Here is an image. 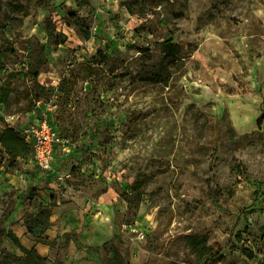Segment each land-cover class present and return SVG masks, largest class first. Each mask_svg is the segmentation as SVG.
I'll return each mask as SVG.
<instances>
[{
  "label": "rangeland",
  "instance_id": "obj_1",
  "mask_svg": "<svg viewBox=\"0 0 264 264\" xmlns=\"http://www.w3.org/2000/svg\"><path fill=\"white\" fill-rule=\"evenodd\" d=\"M165 40L182 61L145 82ZM0 95V130L59 137L52 169L1 168L0 254L48 206L97 264H264V0H0Z\"/></svg>",
  "mask_w": 264,
  "mask_h": 264
},
{
  "label": "trees",
  "instance_id": "obj_2",
  "mask_svg": "<svg viewBox=\"0 0 264 264\" xmlns=\"http://www.w3.org/2000/svg\"><path fill=\"white\" fill-rule=\"evenodd\" d=\"M184 46L179 43H174L170 40H165L161 43V53L163 55L162 60L152 72L139 73L142 80L148 83H156L163 80L164 84H167L169 76L168 69L170 64L178 65L182 60L181 51ZM144 72V73H143ZM7 95H0V103L6 102ZM0 145L4 151V154L8 158V162H5L4 156H0V172L2 167H6L7 170L14 171L15 163L19 159H26L30 154V147L24 140L21 132L13 127H4L0 130ZM141 192L134 187L132 192L126 195V202L129 208L137 207L140 202ZM50 208L48 206H40L36 216L33 218V222L27 225L29 234L36 240H40L49 226ZM7 237L20 248L23 253L22 257H16L11 259L6 254H0V264H45L46 257L40 256L34 248L27 249L21 245L19 239L8 231ZM109 264H128L124 261L121 254L117 250H113V256Z\"/></svg>",
  "mask_w": 264,
  "mask_h": 264
},
{
  "label": "crops",
  "instance_id": "obj_3",
  "mask_svg": "<svg viewBox=\"0 0 264 264\" xmlns=\"http://www.w3.org/2000/svg\"><path fill=\"white\" fill-rule=\"evenodd\" d=\"M11 177L13 178V180L19 179L18 177L9 173H0V193H3L7 189H10L9 182L11 180ZM20 206L22 205L20 204L19 207ZM50 216H52L49 217L50 222L57 220L56 216ZM7 220V228L11 229L10 231L13 232V234L19 239L21 245L27 249L34 248L40 256L46 257V264H59L60 260H64V264H97L98 253L90 250L89 247L85 245L84 241H82L80 245L74 243L72 240H70L68 246L67 244H65V242H62L56 247H53L51 245V240L53 241L54 238L68 232L65 228L64 218H58V220H60V223L51 225V227L47 229V231L44 233L45 235H43L40 240L34 239L27 233L26 228L21 225L19 216L16 215L15 211H12L7 215ZM65 251L68 254L65 253ZM12 252L17 256L23 255L22 251H20V248L17 247L14 248ZM75 252H79L80 256H78L77 258L74 257L73 259L72 255Z\"/></svg>",
  "mask_w": 264,
  "mask_h": 264
},
{
  "label": "built area",
  "instance_id": "obj_4",
  "mask_svg": "<svg viewBox=\"0 0 264 264\" xmlns=\"http://www.w3.org/2000/svg\"><path fill=\"white\" fill-rule=\"evenodd\" d=\"M19 131L31 149L35 164L42 170L52 169L54 145L59 142V137L48 119H39L37 123Z\"/></svg>",
  "mask_w": 264,
  "mask_h": 264
}]
</instances>
